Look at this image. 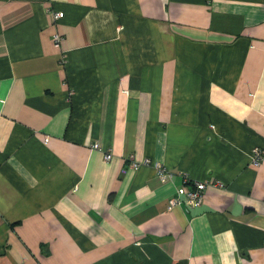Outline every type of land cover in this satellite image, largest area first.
<instances>
[{
    "label": "crops",
    "instance_id": "0c3cea01",
    "mask_svg": "<svg viewBox=\"0 0 264 264\" xmlns=\"http://www.w3.org/2000/svg\"><path fill=\"white\" fill-rule=\"evenodd\" d=\"M0 264H264V0H0Z\"/></svg>",
    "mask_w": 264,
    "mask_h": 264
},
{
    "label": "built area",
    "instance_id": "2783aa9c",
    "mask_svg": "<svg viewBox=\"0 0 264 264\" xmlns=\"http://www.w3.org/2000/svg\"><path fill=\"white\" fill-rule=\"evenodd\" d=\"M50 15L53 21L60 19L63 16L62 11H50ZM61 41V36L57 33L53 35V42L55 46H58ZM47 141V138L44 139ZM94 148H99L97 144L93 145ZM112 153L108 150L104 152V159L106 161L110 160ZM251 161L254 165H258L261 161V148L254 147L251 153ZM143 163L147 162V159L142 160ZM141 162H138L134 159L131 160L130 165L133 168H137ZM157 167L161 179L163 181H168L171 179L172 173L168 170L162 168L160 165L155 164ZM208 186L215 187H224V184L221 181H212V180H190L188 177H184L183 183L177 187L176 193L174 196L170 197L168 200V208L171 209L175 205H183L185 210L189 208L198 207L202 204L204 199V192Z\"/></svg>",
    "mask_w": 264,
    "mask_h": 264
}]
</instances>
